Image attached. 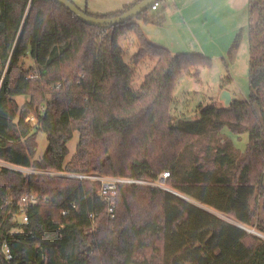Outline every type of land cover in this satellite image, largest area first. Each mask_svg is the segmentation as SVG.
Wrapping results in <instances>:
<instances>
[{
    "label": "trees",
    "instance_id": "obj_1",
    "mask_svg": "<svg viewBox=\"0 0 264 264\" xmlns=\"http://www.w3.org/2000/svg\"><path fill=\"white\" fill-rule=\"evenodd\" d=\"M143 1L109 15L83 12L114 18ZM248 5V99L229 109L199 106L198 119L187 121L171 115L172 90L178 77L197 78L211 61L151 44L139 23L165 21L150 17L151 7L102 29L53 0H0V162L58 174L0 170V264H264V240L246 231L264 236V0ZM129 34L139 51L127 64L118 41ZM27 57L37 74L22 67ZM145 58L155 65L133 90L134 68ZM225 129L247 136L243 153L222 139ZM39 133L48 144L42 159ZM164 172L185 200L119 185L112 219L99 183L66 176L151 183ZM30 194L40 204L27 209L25 224L16 220L18 204Z\"/></svg>",
    "mask_w": 264,
    "mask_h": 264
},
{
    "label": "rangeland",
    "instance_id": "obj_2",
    "mask_svg": "<svg viewBox=\"0 0 264 264\" xmlns=\"http://www.w3.org/2000/svg\"><path fill=\"white\" fill-rule=\"evenodd\" d=\"M82 11L92 15H109L122 10L124 0H70ZM213 4L218 8L209 12L204 18L198 20L188 15L189 25L183 26V21H179L175 14L167 15L172 9V5L161 7L158 13L148 11L150 17L163 16L165 21L159 25H151L140 22V29L145 38L153 45L161 46L169 50L173 55H200L211 61L209 68H200L198 76L188 77L181 75L178 77L172 90L173 103L171 105V115L176 119L195 121L198 119L199 106H216L224 108L220 103L221 92L230 93L235 101H246L249 97V5L248 0H215ZM232 10L236 11L233 12ZM194 12V11H193ZM181 19V18H180ZM206 19L209 24L206 31L211 32L212 40L208 34L200 37L199 31L193 22L202 23ZM197 35L195 40L193 36ZM167 41L163 45L162 41ZM119 46L124 50V61L131 63L132 58L138 53L136 37L133 34L123 36L118 41ZM168 47V48H167ZM22 67L30 75L37 74V68L31 58L27 57L21 62ZM155 60L145 58L141 63L135 66V75L131 88L136 90L143 83L145 76L153 69ZM19 106H23L27 99L17 98ZM222 139L231 142V146L237 153H243L248 143L246 135L237 137L232 135L227 129L221 133ZM78 133L74 134L73 140L68 144L69 156L67 160L75 154L76 144L78 142ZM37 159H42L47 150V140L44 134H38ZM239 151V152H238ZM1 169V166H0ZM24 171V174L27 175ZM170 190H172L169 187ZM180 195V194H179ZM182 196V195H181ZM213 213L214 210L203 207ZM226 219L225 217H221ZM16 220L21 221L18 216ZM247 232L264 240V236L253 229H246Z\"/></svg>",
    "mask_w": 264,
    "mask_h": 264
},
{
    "label": "built area",
    "instance_id": "obj_3",
    "mask_svg": "<svg viewBox=\"0 0 264 264\" xmlns=\"http://www.w3.org/2000/svg\"><path fill=\"white\" fill-rule=\"evenodd\" d=\"M171 1L172 0L158 1L157 3H155L151 7V11L156 12V11H158V9L160 7L165 6L167 3L171 2ZM0 166H1L0 170L5 168V169H10V170L15 171V172H20L22 174H24V171L30 172V173H27V175L28 174H34L37 176H45V175H47V176H58V174H51V173H44V172H37V171H32V170L20 169V168H17V167H14V166L2 163V162H0ZM66 176L71 178V179H75V180H79V181H90V182L99 183V185H100V197L107 204L110 205L109 214H110L111 219L114 218L113 217V210L115 208L114 192L116 191V189L119 185L148 186V187L157 188V189H160L162 191L169 192V193L173 192L167 186V180L170 178V174L168 172L162 173L158 177L157 181L151 182V183L145 182L142 180L127 179V178H109V177L88 176V175H66ZM38 204H40V199L35 195H32V194L25 195L21 198L18 205H19V210H20L19 216L21 217L23 223L26 224L28 222V217L26 215L27 209L29 207L37 206ZM62 215H64V216L67 215V212H63ZM3 252H4L6 260L11 261L12 255H11V252L7 246H4Z\"/></svg>",
    "mask_w": 264,
    "mask_h": 264
},
{
    "label": "water",
    "instance_id": "obj_4",
    "mask_svg": "<svg viewBox=\"0 0 264 264\" xmlns=\"http://www.w3.org/2000/svg\"><path fill=\"white\" fill-rule=\"evenodd\" d=\"M53 1H55L60 6H62L63 8L68 10L70 13H72L80 22L86 25H89V26L102 28V29H108V28L121 26L127 22L132 21L133 19L137 18L141 13H143L144 11H147L150 7H152L159 0H144L140 4L134 6L132 9L127 11L126 13L118 17L108 18V19H98V18H93L91 16H88L69 0H53ZM221 94L222 95L220 98V103L223 104L224 109H229L233 103V99L230 93L226 91H222ZM171 194H173L174 196L178 198L185 200L184 197H182L181 195L175 192H171ZM248 233L253 234L251 232H248Z\"/></svg>",
    "mask_w": 264,
    "mask_h": 264
},
{
    "label": "crops",
    "instance_id": "obj_5",
    "mask_svg": "<svg viewBox=\"0 0 264 264\" xmlns=\"http://www.w3.org/2000/svg\"><path fill=\"white\" fill-rule=\"evenodd\" d=\"M134 1L135 0H124L125 3H124L123 7L133 3ZM213 1H215V0H172L171 2L166 4V5H170V4L172 5V9H170V12H168L167 15L169 13H170V15L175 14V17L179 21H183V26L185 28H187V25H189V22L187 20L188 15L194 17L193 19H195L196 17L204 18L203 16H205L209 12L215 11L218 8L217 4L216 5L213 4ZM231 1L233 2V5H234V2L237 0H231ZM165 6H162V8H164ZM160 9H161V7L158 9V11H156V12L152 11V12L158 13ZM232 11L236 12L234 10H232ZM117 12H119V11H117ZM114 13H116V12H114ZM110 14H112V13H110ZM198 19L199 18H197L195 20H198ZM208 24H209V21L206 19H204L202 21V23L193 22V25H196L195 27L199 31V35L201 38H203L204 34L206 33V34H208L209 38L212 40L211 32L206 31ZM202 35H203V37H202ZM194 38H195V40H197L196 38H198V37L196 34H195V36H193V39ZM159 40L162 41V38H160ZM167 41H162L163 42L162 44L165 45V43ZM151 44H153V43H151ZM165 46H167V45H165Z\"/></svg>",
    "mask_w": 264,
    "mask_h": 264
}]
</instances>
